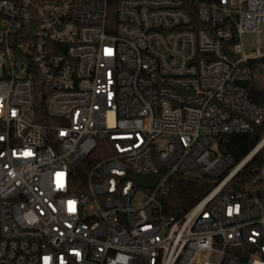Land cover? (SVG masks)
<instances>
[{
    "label": "built area",
    "instance_id": "built-area-1",
    "mask_svg": "<svg viewBox=\"0 0 264 264\" xmlns=\"http://www.w3.org/2000/svg\"><path fill=\"white\" fill-rule=\"evenodd\" d=\"M263 25L264 0H0V264H264V194L227 188L264 136L231 168L217 148L264 124ZM226 170L162 212L173 174Z\"/></svg>",
    "mask_w": 264,
    "mask_h": 264
},
{
    "label": "trees",
    "instance_id": "trees-1",
    "mask_svg": "<svg viewBox=\"0 0 264 264\" xmlns=\"http://www.w3.org/2000/svg\"><path fill=\"white\" fill-rule=\"evenodd\" d=\"M264 59L248 60L247 64L251 70L255 66L259 72L264 69L260 64ZM257 71V72H258ZM252 79L245 83L247 90L251 93H258L253 87ZM44 96L43 91L41 98H38L36 109L40 117L44 116ZM264 136V124L254 125L250 132H238L224 134L217 139V148L223 157L232 159V166L237 164L245 155L260 141ZM104 143H100L99 148ZM98 148V149H99ZM102 154L99 150L90 153L76 169L77 192L84 190L86 182V171L90 168L94 161L98 160ZM264 166V146L250 159L240 171L228 183L227 188H234L245 194L247 198L261 196L264 194V182L259 180L255 184L250 181L257 174L259 169ZM227 170L218 177L203 175L198 178L190 177L184 173L173 174L167 182V191L159 196L161 210L164 214L175 218L181 217L192 206H194L205 194H207L217 182L225 175Z\"/></svg>",
    "mask_w": 264,
    "mask_h": 264
},
{
    "label": "rangeland",
    "instance_id": "rangeland-1",
    "mask_svg": "<svg viewBox=\"0 0 264 264\" xmlns=\"http://www.w3.org/2000/svg\"><path fill=\"white\" fill-rule=\"evenodd\" d=\"M256 38L257 36L255 34H245L242 37V42L246 51H251L256 47ZM259 38L262 41L261 49H264V25L262 26V32L260 33ZM230 55L232 58H235L233 53L230 52ZM260 66L264 69V62H262ZM257 71V67L255 68V66L251 70V74L254 77L253 87H255L256 90H259L255 95H259L264 99V70L262 72Z\"/></svg>",
    "mask_w": 264,
    "mask_h": 264
},
{
    "label": "water",
    "instance_id": "water-1",
    "mask_svg": "<svg viewBox=\"0 0 264 264\" xmlns=\"http://www.w3.org/2000/svg\"><path fill=\"white\" fill-rule=\"evenodd\" d=\"M18 54H20L19 51H18ZM179 92L180 93H184V91H182V90H179ZM253 99L264 106V99L263 100H258L257 97H253ZM161 177H162V174L155 175V176H149V177H139V176H137L135 178V180H136L137 184L139 186L143 187V188H152V187H154L157 184V182L161 179Z\"/></svg>",
    "mask_w": 264,
    "mask_h": 264
},
{
    "label": "crops",
    "instance_id": "crops-1",
    "mask_svg": "<svg viewBox=\"0 0 264 264\" xmlns=\"http://www.w3.org/2000/svg\"><path fill=\"white\" fill-rule=\"evenodd\" d=\"M251 96H252V97H257L258 100H263V99H262L263 97H261V96H259V95H255V93H251Z\"/></svg>",
    "mask_w": 264,
    "mask_h": 264
}]
</instances>
